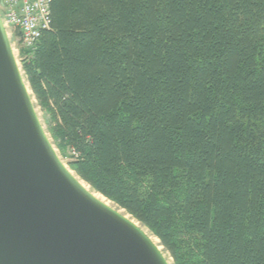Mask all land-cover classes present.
I'll list each match as a JSON object with an SVG mask.
<instances>
[{"label":"trees","instance_id":"obj_1","mask_svg":"<svg viewBox=\"0 0 264 264\" xmlns=\"http://www.w3.org/2000/svg\"><path fill=\"white\" fill-rule=\"evenodd\" d=\"M22 49L48 132L175 264H264V0H53Z\"/></svg>","mask_w":264,"mask_h":264},{"label":"water","instance_id":"obj_2","mask_svg":"<svg viewBox=\"0 0 264 264\" xmlns=\"http://www.w3.org/2000/svg\"><path fill=\"white\" fill-rule=\"evenodd\" d=\"M11 48L0 17V264H168L61 170Z\"/></svg>","mask_w":264,"mask_h":264},{"label":"built area","instance_id":"obj_3","mask_svg":"<svg viewBox=\"0 0 264 264\" xmlns=\"http://www.w3.org/2000/svg\"><path fill=\"white\" fill-rule=\"evenodd\" d=\"M53 0H0L3 24L13 27L22 49L34 50L50 27Z\"/></svg>","mask_w":264,"mask_h":264},{"label":"rangeland","instance_id":"obj_4","mask_svg":"<svg viewBox=\"0 0 264 264\" xmlns=\"http://www.w3.org/2000/svg\"><path fill=\"white\" fill-rule=\"evenodd\" d=\"M4 25V28H5V30H6V33H7V36H8V38H9V40H10V44H11V50H12V52H13V54H14V56H15V59L17 60V62L19 63L18 65H19V68H20V70H21V74H23L22 75V77H23V80H25L24 82L26 83V85H27V87L29 88L28 90H29V96H30V98H31V102H32V105H33V108H34V111H35V113H36V115H37V118H38V120H39V122H40V124H41V126H42V128H43V130H44V132H45V134H46V136H47V138H48V140L50 141V143H51V145L53 146V148H54V152H55V154H56V156L57 157H59L58 159H59V161L63 164V165H65L66 166V168L69 170V171H72V173H74L75 174V176L77 177V178H79V179H81L76 173H75V171L69 166V164H68V160L67 159H65L62 155H61V153H60V151H59V149L55 146V144H54V142H53V139L51 138V135H50V133L48 132V129H47V125H46V122H45V120H46V118H45V114H44V112H43V110H42V108L37 104V100H36V98H35V96H34V94H33V92H32V90L30 89V87H29V84H28V82H27V80H26V78H25V75H24V72H23V67H22V58H23V56H22V47L20 46V43L18 42V36H17V34H16V31L13 29V27H11V26H7V25H5V24H3ZM82 180V179H81ZM90 186V185H89ZM91 187V186H90ZM106 198V197H105ZM109 200V199H108ZM111 201V200H110ZM112 202V201H111ZM114 205H116L117 207H119L117 204H115L114 202H112ZM120 208V207H119ZM124 210V209H123ZM127 212V211H126ZM129 214V213H128ZM134 218V217H133ZM136 220V219H135ZM138 221V220H137ZM139 222V221H138ZM140 223V222H139ZM141 224V223H140ZM142 225V224H141ZM139 228H141V227H139ZM143 228H144V230L145 229H147V230H145V231H148V234H150V235H153V236H155L154 234H153V232L152 231H150L147 227H145L144 225H142V230H143ZM143 230V231H144ZM144 231V232H145ZM146 233V232H145ZM147 234V233H146ZM147 234V235H148ZM149 236V235H148ZM156 237V236H155ZM159 243H160V240H159ZM160 245L161 246H163L161 243H160ZM161 253H162V255L164 256V258H165V260L168 262V264H175V261H174V258L171 256V254L165 249V247L163 246V250L161 251Z\"/></svg>","mask_w":264,"mask_h":264},{"label":"bare ground","instance_id":"obj_5","mask_svg":"<svg viewBox=\"0 0 264 264\" xmlns=\"http://www.w3.org/2000/svg\"><path fill=\"white\" fill-rule=\"evenodd\" d=\"M13 53V52H12ZM14 56V54H13ZM14 59H15V56H14ZM15 64H16V68H17V72H19L21 74V70L19 68V63L17 62V60L15 59ZM23 75V74H21ZM25 81V80H24ZM23 82V86H24V90H25V93L26 95L28 96L29 95V88L27 87L26 83ZM52 152H53V155H54V158L57 157L55 152L53 151V148H52ZM56 159V158H55ZM57 161L61 167V170L65 173V175L81 190L83 191L85 194H87L89 197H91L93 200H95L96 202L106 206V207H109L113 210H115L117 213H119L120 215H122L126 220L130 221L131 223H133L135 226L137 227H141L142 228V225L137 221L135 220V218H133L130 214H128L125 210H123L122 208H119L117 207L116 205H114L110 200H108L107 198H105L102 194L94 191L85 181L77 178L75 176L74 173H72V171H69L65 165H63L58 157H57ZM144 230V228H143ZM147 230V229H145ZM144 230V231H145ZM147 234H148V231H145ZM149 235V238L152 240V242L155 244V246L158 248V250L162 251L163 250V246L160 245L159 243V239L153 235Z\"/></svg>","mask_w":264,"mask_h":264}]
</instances>
